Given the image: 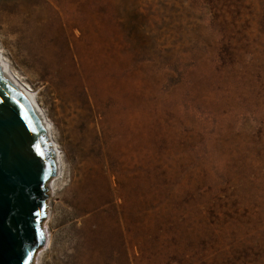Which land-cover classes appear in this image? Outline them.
Wrapping results in <instances>:
<instances>
[{"label": "rangeland", "instance_id": "obj_1", "mask_svg": "<svg viewBox=\"0 0 264 264\" xmlns=\"http://www.w3.org/2000/svg\"><path fill=\"white\" fill-rule=\"evenodd\" d=\"M0 49L63 153L37 263L264 264V0H0Z\"/></svg>", "mask_w": 264, "mask_h": 264}, {"label": "water", "instance_id": "obj_2", "mask_svg": "<svg viewBox=\"0 0 264 264\" xmlns=\"http://www.w3.org/2000/svg\"><path fill=\"white\" fill-rule=\"evenodd\" d=\"M33 104L0 66V264L33 263L44 243L56 161Z\"/></svg>", "mask_w": 264, "mask_h": 264}, {"label": "bare ground", "instance_id": "obj_3", "mask_svg": "<svg viewBox=\"0 0 264 264\" xmlns=\"http://www.w3.org/2000/svg\"><path fill=\"white\" fill-rule=\"evenodd\" d=\"M0 66L5 73V75L8 77V79L13 82L21 92H23L27 98L30 100V102L33 104L34 108L36 109L37 113L40 116L41 122L43 123L46 134L45 137L47 139V142L49 144L50 149L53 151L54 159L56 161V172L55 174L47 181L46 183V192L48 198H53L55 194L58 193L59 187L61 182L63 181L65 177V169H64V159H63V153L60 147V144L57 140V138L54 135V126L52 124V121L47 116L45 110L43 109L38 95L36 94L35 90L31 87V85L23 80V78L12 68L10 62L8 61L7 57L4 55L2 50L0 49ZM67 122H68V129L70 130L72 140L76 148L78 149V152L80 153V156L78 157V161L81 165H78V171L82 175H87L92 171V174L96 172L97 166L95 165L93 167V162L95 164V161L93 159H89V154L87 149L90 148L89 139L93 138V130L91 126L87 123H85V120L83 117L79 116V113L77 112V107L75 105H72L71 109L67 111ZM100 127H102V123L99 122ZM47 205V204H46ZM48 210L46 208V211H50L49 206L47 205ZM45 221V220H44ZM42 224L43 231L45 230L44 224ZM48 227V225H47ZM41 249V246L38 248V250ZM37 250V252H38ZM37 252L35 254H37ZM36 257V255H35ZM34 257L32 264H39L37 263L36 258Z\"/></svg>", "mask_w": 264, "mask_h": 264}, {"label": "snow or ice", "instance_id": "obj_4", "mask_svg": "<svg viewBox=\"0 0 264 264\" xmlns=\"http://www.w3.org/2000/svg\"><path fill=\"white\" fill-rule=\"evenodd\" d=\"M25 264H28V262L26 261Z\"/></svg>", "mask_w": 264, "mask_h": 264}]
</instances>
